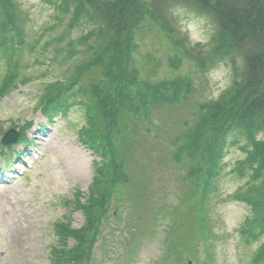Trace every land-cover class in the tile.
<instances>
[{"label":"rangeland","instance_id":"1","mask_svg":"<svg viewBox=\"0 0 264 264\" xmlns=\"http://www.w3.org/2000/svg\"><path fill=\"white\" fill-rule=\"evenodd\" d=\"M62 1L11 0L23 18L26 47L37 46L16 58L17 80L7 90L3 82L14 70L0 57V141L9 130L34 126L24 153L29 165L21 161L18 175L11 174L14 165L6 173L10 178L0 176V264H52L59 244L79 255L75 260L70 254L63 264H250L251 259L253 264L264 236L254 224L257 211L250 201L264 190V175L259 162H245L254 144L224 127L240 106L244 58L216 52L213 19L186 3L168 7L163 26L146 15L115 40L118 47L128 45L127 73L137 76L135 83L126 80L127 90L141 96L131 109L116 113L130 122L127 137L122 135L134 146L125 169L132 186L124 193V186L117 187L108 214L88 225L81 205L93 188L102 189L96 180L107 187L97 167L108 165L95 148L104 136L103 126L99 135L93 128L89 111L97 99L91 103L84 94L93 71L80 87H65L111 36L86 17L72 21L59 12ZM112 49L104 52L108 63ZM59 89L74 92L80 102L72 100L66 117L38 132L47 124L41 103ZM143 115L152 118L156 131L138 122ZM254 136L264 141V131ZM222 141L224 158L211 168L203 149ZM183 201L196 213L187 220L182 219ZM130 222L141 229L129 234L124 228ZM62 226H83L81 253Z\"/></svg>","mask_w":264,"mask_h":264},{"label":"trees","instance_id":"2","mask_svg":"<svg viewBox=\"0 0 264 264\" xmlns=\"http://www.w3.org/2000/svg\"><path fill=\"white\" fill-rule=\"evenodd\" d=\"M180 3L189 4L197 13L213 19L216 26V52L229 55L237 53L244 58V83L242 84L240 106L235 118L231 122L228 121L224 127H226L225 131H229V133L235 129L239 135L246 138L250 145L254 144V150H248L245 162L250 166H252V161L259 162L258 168H262V175H264V141L257 142L254 136L255 131H264V0H151L150 4H145L141 0H63L58 9L71 17L72 21L82 16L86 17L87 21L98 27L100 33H107L111 36V40L104 44L102 50L97 55L93 54L91 61L83 63L82 67L75 69L78 70L76 76L93 71V75L87 78L91 86L84 89V94L90 97L88 98L90 102L91 98L97 99V103L95 102L89 111L94 112L93 118L91 116L94 121L93 128H98L97 134L99 135L102 132V125L104 136L103 145L97 143L95 148L99 150L100 154H104L103 157L108 161V166L104 163V168H109L103 173L105 183L108 182V189L104 191L103 183L96 180L95 184L101 186L102 189L93 188L88 199L85 200L87 204L81 205L87 215L88 225L97 216L107 212L111 191L116 188V184L121 179H124L123 182H128L127 179H129L125 169L134 146L123 138V131L119 128L121 125L127 130L128 122L125 121L124 115L113 116L118 109L121 110V113L131 109L136 100L140 99L141 102L140 93L130 92L126 86V80H131L133 83L137 81L134 71L127 73L129 47L125 45V42L118 47L115 40L124 38L120 36L129 32L132 25L146 15L151 16L163 26L167 20L164 16L168 11L167 8ZM86 7L89 9L86 10ZM89 11H91V15L87 16ZM19 17L16 5L11 0H0V57L2 56L7 65L14 70L13 73L6 75V80L3 82L5 90L8 89L7 85L12 86L13 81L17 78L16 73L20 66L15 58H18V55L20 56L25 49V45H23L21 53L13 51L15 40L18 38L23 40ZM108 47L113 48L114 51V54L112 53L109 58L110 63L104 58V52ZM124 66L123 74L120 69ZM95 71L98 74H94ZM75 80L76 78L70 80L66 88L74 85ZM80 83L81 81L78 85ZM53 84H60V82L54 81ZM64 95V91L59 89L56 94L48 96L49 99L43 102H46L45 105L48 103L53 105V102L59 100L56 98ZM61 106V104L55 103L51 109L57 110ZM151 119L149 115H143L142 118L147 122H150ZM118 135L119 138L116 137ZM223 141L219 146H209L203 149L211 168L215 167L222 158ZM124 187L122 189H125ZM202 189L205 190V187L203 186ZM107 201L108 206L106 205ZM93 202L96 204L91 205ZM196 204L198 205L199 201ZM250 204L257 211V216L253 220L254 224L261 230L260 235L264 236L263 189L258 197L250 201ZM185 210L188 218L189 207H185ZM71 237L79 243L83 242L79 231L71 232ZM60 239H63L62 236ZM262 250L258 259L260 258L264 264V244Z\"/></svg>","mask_w":264,"mask_h":264},{"label":"water","instance_id":"3","mask_svg":"<svg viewBox=\"0 0 264 264\" xmlns=\"http://www.w3.org/2000/svg\"><path fill=\"white\" fill-rule=\"evenodd\" d=\"M15 141V137L12 136V134L9 132L6 136V138L4 139L5 143H11Z\"/></svg>","mask_w":264,"mask_h":264}]
</instances>
